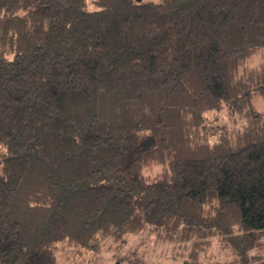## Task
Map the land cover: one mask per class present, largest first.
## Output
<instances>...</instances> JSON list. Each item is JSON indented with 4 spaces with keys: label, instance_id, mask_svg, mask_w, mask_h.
<instances>
[{
    "label": "trees",
    "instance_id": "1",
    "mask_svg": "<svg viewBox=\"0 0 264 264\" xmlns=\"http://www.w3.org/2000/svg\"><path fill=\"white\" fill-rule=\"evenodd\" d=\"M158 249L264 264V0H0V264Z\"/></svg>",
    "mask_w": 264,
    "mask_h": 264
},
{
    "label": "rangeland",
    "instance_id": "2",
    "mask_svg": "<svg viewBox=\"0 0 264 264\" xmlns=\"http://www.w3.org/2000/svg\"><path fill=\"white\" fill-rule=\"evenodd\" d=\"M142 1H151V0H142ZM145 242H148L146 244H148V246L150 248L153 247V245H154V243L152 241V236L150 235V238H149L145 234L142 237L133 238L130 241V244H129L127 251L130 253H133L135 251L142 250L145 247V245H144ZM158 250L153 254L151 264H181L180 260L173 259L171 257H165L166 254L162 253L161 249L159 251ZM124 252H126V250L121 251V253H124ZM115 253H116V250L113 249L112 254H115ZM87 255H88V252L84 256H87ZM91 256L93 258L92 264H103L106 262H107V264L113 263L110 252H104L103 254H94ZM58 259H59V264H75V260H76V259H71L64 251H60L58 253ZM113 259H114V256H113ZM103 260H105V261H103Z\"/></svg>",
    "mask_w": 264,
    "mask_h": 264
}]
</instances>
